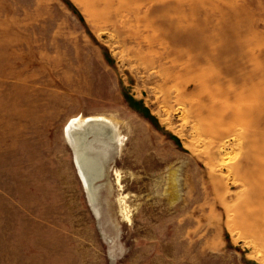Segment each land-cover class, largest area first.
Here are the masks:
<instances>
[{
	"label": "rangeland",
	"instance_id": "1",
	"mask_svg": "<svg viewBox=\"0 0 264 264\" xmlns=\"http://www.w3.org/2000/svg\"><path fill=\"white\" fill-rule=\"evenodd\" d=\"M0 264H264V0H0Z\"/></svg>",
	"mask_w": 264,
	"mask_h": 264
},
{
	"label": "bare ground",
	"instance_id": "2",
	"mask_svg": "<svg viewBox=\"0 0 264 264\" xmlns=\"http://www.w3.org/2000/svg\"><path fill=\"white\" fill-rule=\"evenodd\" d=\"M104 123L110 125V128L106 129L104 132H96L91 129L92 124L103 125ZM116 128L117 125L114 124L111 119L101 116L73 118L66 125V136L71 142L72 147L76 152V164L78 166L83 182L86 186V189L89 193L92 192L91 183L96 178L98 173H100L101 167L103 165L99 161V159L93 156L90 157L86 153L85 143L87 139L92 136H100L105 138L106 140L115 142L120 146L122 144V141L119 137L121 136L116 132ZM176 179L177 178H175V180Z\"/></svg>",
	"mask_w": 264,
	"mask_h": 264
},
{
	"label": "water",
	"instance_id": "3",
	"mask_svg": "<svg viewBox=\"0 0 264 264\" xmlns=\"http://www.w3.org/2000/svg\"><path fill=\"white\" fill-rule=\"evenodd\" d=\"M96 179H94L92 182H94Z\"/></svg>",
	"mask_w": 264,
	"mask_h": 264
}]
</instances>
